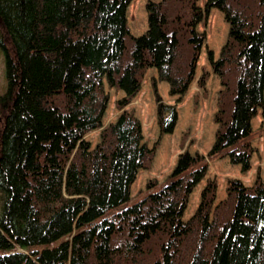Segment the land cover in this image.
Listing matches in <instances>:
<instances>
[{
  "label": "trees",
  "instance_id": "1",
  "mask_svg": "<svg viewBox=\"0 0 264 264\" xmlns=\"http://www.w3.org/2000/svg\"><path fill=\"white\" fill-rule=\"evenodd\" d=\"M133 0H0V264H264V183L207 179L194 214H183L210 162L252 169V120L264 110V0L148 1L147 29L132 36ZM228 25L219 57L208 51L221 90L215 141L204 157L185 151L166 180L131 187L156 147L124 110L156 71L160 136L177 110L157 83L181 98L196 80L206 41L198 26L211 9ZM208 73L197 80L206 89ZM106 86L124 97L107 126ZM100 130L92 148L84 137ZM185 139L182 141L183 145Z\"/></svg>",
  "mask_w": 264,
  "mask_h": 264
},
{
  "label": "rangeland",
  "instance_id": "2",
  "mask_svg": "<svg viewBox=\"0 0 264 264\" xmlns=\"http://www.w3.org/2000/svg\"><path fill=\"white\" fill-rule=\"evenodd\" d=\"M148 1L159 0H133L127 10V25L132 36L138 37L147 29V14L145 5ZM206 0H199V7L204 8ZM198 31L204 33L206 41L202 47L201 55L196 69L195 81L189 90L181 98L169 97L168 85L157 83V94L161 102L166 105H173L177 110V123L171 134L160 136L156 124V109L158 103L152 88V78H156V71H147L142 84L141 91L135 99L124 110L133 111L140 120L144 142L149 148L156 147V154L153 165L149 171H139L134 184L131 187V200L133 203L139 193L147 189V185L155 181L160 184L166 180L176 165L177 158L185 151L190 154L199 153L206 157L211 150L217 124L214 121L218 112V95L221 88L219 79L212 73L208 61V51H211L213 60L219 57L221 48L226 42L228 35V25L224 22L220 11L213 8L204 17L198 26ZM4 54L0 48V92L4 85ZM202 70L208 73L206 91L200 90L197 80L202 74ZM109 96V103L103 118V126L113 123L120 115L115 107V103L124 97L122 92H115L106 86ZM255 132L253 146L256 149L252 156V169L243 174L239 166L231 165L228 159L210 162L205 179L194 189L189 197L188 206L183 214V220H188L195 212L199 203V194L203 189L207 179L217 180V197L215 204L226 197V180L235 179L242 182L246 187L252 186L257 177L264 183V110L259 111L251 123ZM100 130L91 132L84 137L93 148L99 140ZM186 140L184 145L183 140Z\"/></svg>",
  "mask_w": 264,
  "mask_h": 264
}]
</instances>
